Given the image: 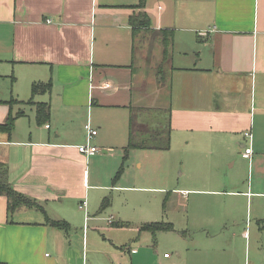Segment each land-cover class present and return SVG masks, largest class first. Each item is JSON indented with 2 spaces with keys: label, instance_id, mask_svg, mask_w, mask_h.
Segmentation results:
<instances>
[{
  "label": "crops",
  "instance_id": "1",
  "mask_svg": "<svg viewBox=\"0 0 264 264\" xmlns=\"http://www.w3.org/2000/svg\"><path fill=\"white\" fill-rule=\"evenodd\" d=\"M139 1L0 0V66H12L28 84L51 82L29 102L24 140L0 132V162L8 164L11 184L39 204L10 212L0 194V264H264V0H147L151 26L134 32L130 17ZM165 30L173 34L167 58ZM150 38L160 57L142 48L144 58L158 57L159 80L169 85L160 105L140 104L145 95H134L137 39ZM4 101L0 123L10 115ZM40 102L51 106L42 125L34 120ZM168 108L171 136L191 131L196 148L215 158L206 173L193 167L180 192L187 215L181 246L161 256L140 237L120 240L124 222L110 214L102 227L99 214L106 193L120 188L115 160L128 156L131 113L148 131ZM99 111L103 117L94 120ZM104 120L116 145L99 137ZM88 121L99 129L92 143L101 149L91 155L78 149ZM221 156L239 168L221 173Z\"/></svg>",
  "mask_w": 264,
  "mask_h": 264
},
{
  "label": "rangeland",
  "instance_id": "2",
  "mask_svg": "<svg viewBox=\"0 0 264 264\" xmlns=\"http://www.w3.org/2000/svg\"><path fill=\"white\" fill-rule=\"evenodd\" d=\"M157 44L158 42L154 38H150L147 44L146 41L143 42V40L137 39L134 95L137 100L141 95H145L140 100V104L160 105L161 102L165 101L162 94L169 89L167 81L159 80L162 70L157 68L159 64L157 60L160 57L159 50L155 49ZM142 48L147 53H152V50H154L153 54L158 56L153 59L154 62H151V59H146V56L149 55L147 53L144 58L145 51L141 50ZM150 57L149 55L148 58ZM167 68L168 66L165 70ZM168 77L169 73L165 76V79L167 80ZM31 84H28L25 77L17 76L12 66H0V93L2 94L0 98L6 100L4 101L5 106L9 113L16 118L15 129L12 133L13 140L22 141L24 138L21 133L25 137L30 133L32 103L29 102L34 99L32 98ZM23 112L26 116L22 117ZM96 113L93 112L94 120L103 117L101 111L98 114ZM82 114L87 116L85 111L80 113L81 116ZM34 120L38 124L36 117H34ZM166 120L167 115L163 114V119L158 123L165 126ZM104 122L105 125L100 130V139L103 138L106 143L116 145L115 135L112 128H110L111 124L106 120ZM156 123L157 121H155ZM126 144L128 145V143ZM121 149L124 151V148ZM110 152L113 153V151ZM127 154L125 160L124 157L115 160L114 179L117 174L119 176L115 186L120 188L110 189L106 193L105 196L110 198V205L99 214L101 216L99 223L102 227L106 226L109 215L113 214L118 220L124 222L122 226L124 228L118 231L120 240H127L133 236L135 238L140 237L141 243L151 245L150 253L152 255L160 254L164 256L165 252L175 255L178 245L181 246L182 232L180 228L187 221L185 210L182 213V208H185V199L180 192H186L183 188L187 186L186 182L192 175L196 163L203 173L207 172L209 165L211 168L214 167L213 164L206 165L207 160L214 161V154L211 151L202 152L198 147L196 148L191 131L176 129L172 131L169 149L129 148ZM199 156L201 157L199 158ZM108 159L107 164L112 166V157L109 156ZM232 163L233 159L229 160L227 156H221L217 169L221 173L237 170L240 164L233 167ZM122 168H124V171H122ZM256 171V165L254 166L253 161L249 174L252 173L254 181L257 178ZM240 172L242 176L247 174H243V168L240 169ZM260 177H264V175ZM250 219V217H246L245 223L248 220L250 222ZM155 221L170 222L173 227L168 230H158L155 233L143 228L144 224ZM89 223L93 224L92 221ZM260 241L264 242V234L260 237Z\"/></svg>",
  "mask_w": 264,
  "mask_h": 264
},
{
  "label": "trees",
  "instance_id": "3",
  "mask_svg": "<svg viewBox=\"0 0 264 264\" xmlns=\"http://www.w3.org/2000/svg\"><path fill=\"white\" fill-rule=\"evenodd\" d=\"M147 0H140L135 7L140 8L138 13L131 15L130 23L133 27V31L136 32L140 29L150 28L151 21L149 14L145 10ZM164 40V55L168 57L169 47L172 42V31H163ZM51 89V82L34 81L32 84V98L36 95L47 92ZM33 100H30L32 102ZM167 124L162 126L157 123L155 126H151L148 131L143 130L137 126L135 120L138 114L134 111L130 115L129 119V143L126 146V150L129 148H157V149H169L171 145V134H170V113L171 109L168 108ZM51 116V106L49 102H40L37 104V115L36 119L38 124H45L49 122ZM15 116L9 115L8 119L4 123H0V132L7 133L9 136L15 129ZM0 194L6 195L8 199V208L10 212H14L19 208H32L39 207L36 199L27 196L15 188L9 180V166L7 163L0 162ZM110 205V198L106 197L102 204V209ZM52 223L60 228L67 231L71 229V225L66 220H53ZM173 224L170 222H150L143 225L144 229L156 232L158 230L172 229Z\"/></svg>",
  "mask_w": 264,
  "mask_h": 264
},
{
  "label": "built area",
  "instance_id": "4",
  "mask_svg": "<svg viewBox=\"0 0 264 264\" xmlns=\"http://www.w3.org/2000/svg\"><path fill=\"white\" fill-rule=\"evenodd\" d=\"M47 21L51 22L50 19H47ZM84 128L86 131V143L78 146L79 151L87 155L100 152L101 149L92 143V140L95 138V136L98 135L99 129L97 127H94L91 121L85 123ZM246 135L252 137V134L250 132H246ZM79 206L80 208H83L85 210L87 208V202L82 201ZM110 221H112V217H110Z\"/></svg>",
  "mask_w": 264,
  "mask_h": 264
}]
</instances>
